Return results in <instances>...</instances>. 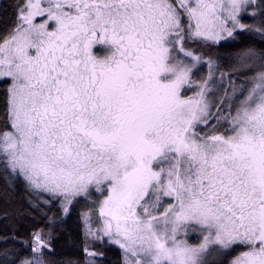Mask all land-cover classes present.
<instances>
[{
  "label": "snow or ice",
  "instance_id": "obj_1",
  "mask_svg": "<svg viewBox=\"0 0 264 264\" xmlns=\"http://www.w3.org/2000/svg\"><path fill=\"white\" fill-rule=\"evenodd\" d=\"M0 264H264V0L0 7Z\"/></svg>",
  "mask_w": 264,
  "mask_h": 264
},
{
  "label": "trees",
  "instance_id": "obj_2",
  "mask_svg": "<svg viewBox=\"0 0 264 264\" xmlns=\"http://www.w3.org/2000/svg\"><path fill=\"white\" fill-rule=\"evenodd\" d=\"M9 0H0V7L3 6L4 3H8ZM9 189L7 188L6 181L3 177V175H0V228L3 227L4 223H6L3 220L2 214L5 210L8 209H16L20 208L21 210L26 205L24 204V200L22 199L23 193L20 192L19 189L16 190V192L13 194V197L11 200H9L7 192ZM109 259L112 262V264H115V261L117 259L116 253H110Z\"/></svg>",
  "mask_w": 264,
  "mask_h": 264
}]
</instances>
